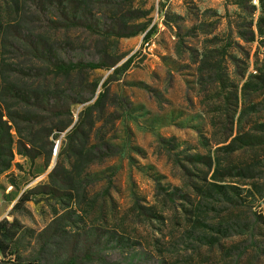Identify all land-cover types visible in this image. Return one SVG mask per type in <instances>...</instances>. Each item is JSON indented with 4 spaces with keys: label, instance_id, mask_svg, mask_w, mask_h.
Masks as SVG:
<instances>
[{
    "label": "rangeland",
    "instance_id": "374dc122",
    "mask_svg": "<svg viewBox=\"0 0 264 264\" xmlns=\"http://www.w3.org/2000/svg\"><path fill=\"white\" fill-rule=\"evenodd\" d=\"M79 1L50 43L104 67L6 72L0 222L50 264H264V0Z\"/></svg>",
    "mask_w": 264,
    "mask_h": 264
},
{
    "label": "trees",
    "instance_id": "16d2710c",
    "mask_svg": "<svg viewBox=\"0 0 264 264\" xmlns=\"http://www.w3.org/2000/svg\"><path fill=\"white\" fill-rule=\"evenodd\" d=\"M87 15L79 0H0V105L1 101L2 106L5 105L4 97L11 90L6 88L4 77L8 71L15 72L23 80L27 78L30 81H46L68 77L74 72L104 67L103 64L92 61L64 60L50 43L54 33L91 31L92 24ZM145 31L146 29L142 30ZM135 35L123 34L120 37ZM150 37L151 35L147 34L144 39L147 41ZM7 48H10L11 52H7ZM129 67L130 61L122 70L127 71ZM18 95L23 96L22 105L30 106L28 94ZM5 131L2 120V139L5 137ZM21 230L23 228L16 221L0 222L1 256L11 259L8 264H50L47 250L52 245V236L57 233V229L50 225L37 235L32 230ZM25 232L32 239L27 245H23ZM28 250L30 252L27 253ZM66 264H75V261Z\"/></svg>",
    "mask_w": 264,
    "mask_h": 264
}]
</instances>
